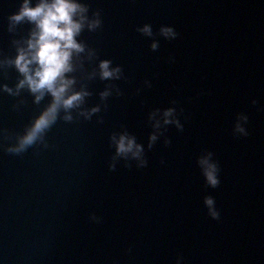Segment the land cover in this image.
<instances>
[{"label":"water","instance_id":"95a60500","mask_svg":"<svg viewBox=\"0 0 264 264\" xmlns=\"http://www.w3.org/2000/svg\"><path fill=\"white\" fill-rule=\"evenodd\" d=\"M22 2L0 0V53L8 56L30 27L8 32ZM83 2L101 11L103 27L81 39L124 68L127 80L115 82L124 95L91 121H59L48 149L11 155L0 137V264H264V0ZM145 24L154 38L137 32ZM161 26L179 37L159 36ZM17 75L0 73V85L14 87ZM106 83L91 82L88 107L101 104ZM23 98L27 106L16 111L19 98L0 91V129L22 133L39 115L43 104ZM169 107L183 113L157 112L151 124L161 128L151 127L149 113ZM238 114L241 123L249 117L247 137L233 134ZM177 118L183 132L163 123ZM125 128L144 145L148 166L121 160L113 172L110 136ZM152 132L158 139L148 150ZM207 151L221 168L216 189L197 165ZM209 195L219 221L208 216ZM93 214L102 222L90 221Z\"/></svg>","mask_w":264,"mask_h":264},{"label":"clouds","instance_id":"9594fccd","mask_svg":"<svg viewBox=\"0 0 264 264\" xmlns=\"http://www.w3.org/2000/svg\"><path fill=\"white\" fill-rule=\"evenodd\" d=\"M90 5L83 0H37L33 6V0H23L17 12L8 17V32L18 34L20 26H30L27 34L20 39H13L12 46L15 49L14 56L0 53V73L6 78L9 70H14L17 75V82L14 87L8 84L0 85V91L7 95L19 98L13 105V109L19 111L27 106V100L23 93L33 97L32 103L37 107L43 104L39 115L25 126L22 133H12L8 129H0V137L8 141L5 150L11 155L20 156L27 153L29 149H48L47 135L59 122L76 123L81 119L91 121L103 110H107L110 97H120L124 93L116 84V81L127 80L124 68L115 65L112 60L99 59L97 49L81 39L85 31L95 33L103 27V19L100 10L91 12ZM137 32L141 35L154 38L151 24L138 27ZM158 35L166 40L173 41L179 37V33L171 26H161ZM159 44H151L153 52L158 51ZM99 79L105 84L103 91L99 92L101 104L88 107V100L93 96L89 90L91 82ZM144 86L151 88V82L145 80ZM141 89H137L139 94ZM48 101L46 104L45 101ZM174 105L176 101L172 102ZM255 106L256 100L252 101ZM163 111L164 117H171L174 114L180 116L183 113L177 112L176 107H169L161 110L159 108L149 113V124L155 129L161 125L151 124L157 112ZM237 115L233 134L247 137L249 132L244 125L249 122L247 115ZM98 123L103 124L101 117ZM164 125L175 124L177 130L183 132L184 125L177 118L174 121L165 119ZM164 131L159 136H165ZM158 134L152 132L149 136L148 150H151L157 142ZM14 141V143H12ZM165 145L170 146L171 140L165 138ZM110 146L115 149L109 165L110 171H116L117 163L123 160L125 166L132 167V161H139L138 168H146L145 147L137 142V137L131 134L126 128L121 132H114L110 136ZM201 154L197 165L205 179L206 187L216 189L220 186L221 168L218 161L213 160L214 153L211 151ZM37 154H39L37 152ZM204 205L208 209V216L219 221L221 213L216 207V201L212 196L204 198ZM94 223H101L102 218L95 214L89 217ZM183 257H180L177 264Z\"/></svg>","mask_w":264,"mask_h":264}]
</instances>
